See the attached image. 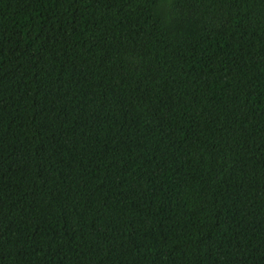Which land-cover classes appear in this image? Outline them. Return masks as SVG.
<instances>
[{
    "label": "trees",
    "instance_id": "16d2710c",
    "mask_svg": "<svg viewBox=\"0 0 264 264\" xmlns=\"http://www.w3.org/2000/svg\"><path fill=\"white\" fill-rule=\"evenodd\" d=\"M0 264H264V0H0Z\"/></svg>",
    "mask_w": 264,
    "mask_h": 264
}]
</instances>
